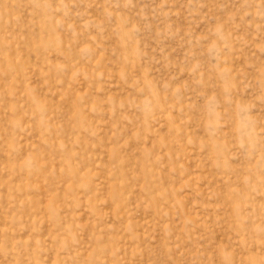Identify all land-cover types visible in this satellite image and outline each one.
<instances>
[{
  "label": "rangeland",
  "instance_id": "1",
  "mask_svg": "<svg viewBox=\"0 0 264 264\" xmlns=\"http://www.w3.org/2000/svg\"><path fill=\"white\" fill-rule=\"evenodd\" d=\"M0 264H264V0H0Z\"/></svg>",
  "mask_w": 264,
  "mask_h": 264
}]
</instances>
